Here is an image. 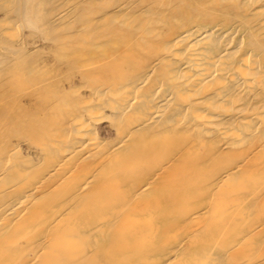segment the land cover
Segmentation results:
<instances>
[{
	"label": "bare ground",
	"instance_id": "obj_1",
	"mask_svg": "<svg viewBox=\"0 0 264 264\" xmlns=\"http://www.w3.org/2000/svg\"><path fill=\"white\" fill-rule=\"evenodd\" d=\"M260 202L264 0H0V264H264Z\"/></svg>",
	"mask_w": 264,
	"mask_h": 264
},
{
	"label": "rangeland",
	"instance_id": "obj_2",
	"mask_svg": "<svg viewBox=\"0 0 264 264\" xmlns=\"http://www.w3.org/2000/svg\"><path fill=\"white\" fill-rule=\"evenodd\" d=\"M101 127H102V128H101ZM101 127H99L100 130L98 129L99 133L102 134V132H103L104 134H102V136H104V137H108V136H109V135H108V134H109V131L107 130V128H106L104 125L101 126ZM101 130H102V131H101ZM105 132H106V133H105ZM107 133H108V134H107ZM106 134H107V135H106ZM258 207H259V208H264V203H261V202H260V203L258 204ZM260 255H263V252H261Z\"/></svg>",
	"mask_w": 264,
	"mask_h": 264
}]
</instances>
